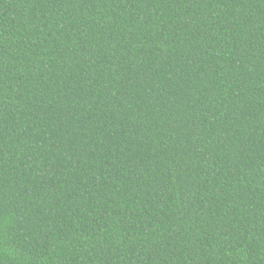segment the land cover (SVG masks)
Here are the masks:
<instances>
[{"label":"trees","instance_id":"trees-1","mask_svg":"<svg viewBox=\"0 0 264 264\" xmlns=\"http://www.w3.org/2000/svg\"><path fill=\"white\" fill-rule=\"evenodd\" d=\"M0 264H264V0H0Z\"/></svg>","mask_w":264,"mask_h":264}]
</instances>
